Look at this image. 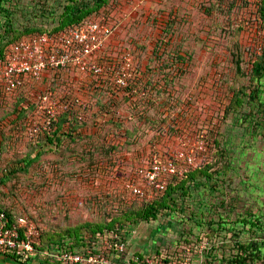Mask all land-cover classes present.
I'll return each mask as SVG.
<instances>
[{
    "label": "rangeland",
    "instance_id": "374dc122",
    "mask_svg": "<svg viewBox=\"0 0 264 264\" xmlns=\"http://www.w3.org/2000/svg\"><path fill=\"white\" fill-rule=\"evenodd\" d=\"M68 2L1 1L7 13L0 10V45L32 26H56ZM107 3L104 12L110 16L113 32L105 43L104 54L116 56L130 51L136 72L142 71L136 74L141 78L139 83L136 80L126 93V88H115L109 79L99 87L96 84L103 80L91 78L100 91L91 95L98 99L96 104L83 100L85 104L76 105L81 116L78 127H87L75 140L76 158L56 167L49 165L58 158V149L47 150L44 132L54 131L55 122H59L39 120L36 102L33 105L24 99L31 105L27 107L29 126L9 131L13 122L7 119L14 114V102L0 98V121L7 122L8 134L0 133V207L12 219L25 217L40 232L43 249L33 252L31 260L43 264L47 258L46 264H60L56 258L62 250L58 242L64 237L71 241L68 233L73 235L74 231L115 220L114 228L118 219L134 208V200L144 201L128 194L122 182L133 175L136 166L149 160L153 150L164 155L181 146L195 145L196 151L201 150L196 154L195 166L198 162V168L210 164L208 172L213 177L196 173L194 180L203 183L194 187V180L189 179L185 183L189 192L184 194L178 189L171 208L161 209L156 218L149 220L134 223L126 219L121 231L126 232L128 250L134 254L159 255L168 264H230L228 258L237 252L235 240L246 242L264 236V231L256 230L258 227L233 224L240 216L258 215L264 221V107L246 101L237 107L233 102L234 93L249 84L256 85L250 71L253 61L263 54L262 2ZM66 71L72 72L71 81L65 77L49 79L54 80L51 86L58 95L77 74L71 69ZM52 73L47 71L45 75ZM31 90V99L36 101L39 89ZM66 95L72 93L67 91ZM259 97L264 99V90ZM32 126L40 129L33 132ZM93 131L96 136L91 138ZM215 140L219 141L218 147ZM92 143L94 148H84ZM42 144L45 147L41 148ZM222 150L226 151L221 158ZM223 161L229 162L228 167ZM51 167L53 177L48 175ZM59 194L67 198L65 205L57 200ZM232 225L237 234L230 231Z\"/></svg>",
    "mask_w": 264,
    "mask_h": 264
},
{
    "label": "built area",
    "instance_id": "2783aa9c",
    "mask_svg": "<svg viewBox=\"0 0 264 264\" xmlns=\"http://www.w3.org/2000/svg\"><path fill=\"white\" fill-rule=\"evenodd\" d=\"M111 22L109 15L92 14L53 33L35 32L20 37L0 57L1 90L12 97L24 90L26 83L36 86L39 89L36 101L32 99L38 105L36 115L41 121L51 122L70 109L73 103L81 105L85 104L83 100H87L72 89V96L58 95L51 83L43 85L41 90L39 85L47 71H53L51 76L54 79L68 75L71 81L69 75L72 72L66 70H73L77 74H73L74 81L68 83L73 88L91 78H100L103 81L99 83L102 84L109 79L115 88H129L138 80L130 51L125 50L116 56L104 54L105 43L113 32ZM66 87L68 85L63 88ZM78 117L81 118L79 114ZM39 129L40 126H32L33 132ZM197 147L181 146L164 155L153 150L149 160L136 166L133 175L122 182V188L132 197L150 201L166 188L173 176L183 177L195 168L196 154L201 151H196ZM123 234L116 228H103L98 238L80 251L61 250L56 258L60 264H168L159 255L131 253ZM38 235V229L25 217L9 222L5 212L0 210V253L10 254L25 264L34 252L33 243Z\"/></svg>",
    "mask_w": 264,
    "mask_h": 264
},
{
    "label": "trees",
    "instance_id": "16d2710c",
    "mask_svg": "<svg viewBox=\"0 0 264 264\" xmlns=\"http://www.w3.org/2000/svg\"><path fill=\"white\" fill-rule=\"evenodd\" d=\"M1 1L0 0V10L1 12H5V14L7 13L6 8H4L1 5ZM71 2H68L64 8L63 11L60 13V20L59 23L52 27V28H46V27H31V28H27L15 35H12V37L10 39H8L4 44L0 45V57L3 56L4 52L6 51V48L12 44L13 42L17 41L19 39V37H23V36H27L29 34L35 33V32H49V33H53L56 32L58 30H62L70 25L76 24L79 21H81L83 18L92 15V14H99V13H103V14H107V12H104V9L106 7L107 0H70ZM261 5H260V13L262 16H264V0H261ZM237 69L238 71L239 69V65L237 64ZM139 73V72H138ZM264 77V48H263V54L262 56H259L255 61H253L252 63V67H251V71H250V79L253 81H256V85H252L249 84V86H247V88L249 87V92H245L246 89L241 88L240 91L236 92L233 94V102L235 104V106H241L245 101L248 105L257 103V105L263 106L264 107V99H260L259 94L261 89L264 90V80L261 81V79ZM138 83L140 81L141 78L138 77ZM133 85V84H132ZM130 85V86H132ZM129 86V87H130ZM126 93L127 91H129L128 87L125 89ZM149 90V89H147ZM150 91V90H149ZM148 91V94H150ZM152 91V89H151ZM150 91V92H151ZM147 92V91H146ZM21 94V91L17 92L16 95ZM147 94V95H148ZM19 96V95H18ZM17 96V97H18ZM16 97V98H17ZM20 98H15L12 99L11 97H8L6 94H4V92L1 90L0 88V98L2 99H6L9 98L11 99V102H14L13 107H14V114H12L13 116H10V119H7V121H12L13 125L9 128V131H13L17 126L18 128H22L24 130H26L29 126V121L31 119V115L28 113V106H31L30 104L34 105V100H30V104L26 103L24 99H28V98H23L22 96H19ZM246 97V99H245ZM8 100V99H7ZM257 101V102H256ZM90 102V100L88 101V103ZM253 102V103H252ZM91 103V102H90ZM92 104V103H91ZM95 103L93 102L92 105H94ZM237 107H234V110H237ZM228 108H230V106H228ZM227 108V109H228ZM91 108H88V110H90ZM27 112H26V111ZM25 111V113H24ZM78 107L76 106L75 103H73V105L71 106L70 109L64 111L60 116H58V118L55 121H60L62 115H72L73 121H77L78 119ZM229 111V109H228ZM24 114V115H23ZM67 120L69 118H66ZM244 120V117H243ZM17 121H20L21 123H16ZM65 121V120H64ZM62 121V122H64ZM2 120L0 121V133L4 136H8L7 133H5V129H6V125L7 122L3 121L1 124ZM52 122H54V120H52ZM4 123V124H3ZM15 123V124H14ZM19 124V125H18ZM71 123L69 122V125ZM59 124L55 122V129ZM56 131V130H55ZM54 131L50 132V131H45L44 134L45 137L49 140H51L53 138V136H55ZM29 138L30 135H28ZM52 137V138H51ZM216 139V138H215ZM215 146L218 147V140H215ZM225 151L226 150H222L219 153V156L222 158L225 155ZM220 158V159H221ZM199 163V162H198ZM197 163V166H195L196 168L194 170L197 169V171H189L185 176L183 177H175L173 176L171 179H169V183L167 184L166 188L159 194H157L155 197H153L150 201H142V202H136L135 200L131 203V205L134 206V208L127 210L128 213H124L125 215L123 216V218H119L118 221V226L114 227V221H112V224L110 223H106L104 226H98L96 228H87L86 230L82 231L80 230L79 232H75L74 234L71 235V233H68L69 238H71V241H66V238H62L58 244L61 246L60 249L62 250H66V249H70V250H77L80 251L81 249H83L84 247H86L90 241L95 240L98 238V234L103 232V228L106 229H115L116 230H122V226L125 224L126 219L130 220L131 222H137L139 220H149V218L153 217L156 218L158 215V212L161 209H166V208H171V205L175 204L176 202V197L174 196L175 192L178 189H181V192L186 194L189 192V186L185 185V183L188 181L189 179H193L195 178L196 173H200V175L205 176L206 178H211L213 177L212 174H210L208 172L209 167L211 166L210 164H207L205 167H199ZM223 164L225 167H228L229 162L228 161H223ZM218 169H216V171H218ZM55 174H53L54 176ZM193 182H195L194 187H196L197 185L202 184L203 182L199 179V180H194ZM63 193V192H62ZM62 194H59V197L57 198V200H63L61 201L62 204L65 205V200L67 199H63V197L61 196ZM0 210H3L7 216V219L9 222H14L17 221L16 219H12L9 215L8 212H6L4 210V208L0 207ZM264 214V213H262ZM225 224V221L224 223ZM233 224H238L244 227L248 226V229H251L253 227H258L256 228V230L260 231H264V221L262 220L261 216L256 215L255 217L251 218L250 216H240V218H238L237 220H235L233 222ZM88 226L90 224H87ZM234 225H232L230 228V231L237 234L236 229L233 228ZM90 227V226H89ZM224 227V225H223ZM242 230H244L245 228H241ZM125 231H123L124 233ZM126 232L123 234V236L125 235ZM34 245V252L36 253H40L42 252L41 250L43 248H41V245L43 246V243L41 241L40 238V232L39 235L37 236L36 240L33 243ZM235 246L237 249V252L235 255H233L232 257L228 258L227 263L230 264H250L253 263L254 261H259L261 260V264H264V236H256L255 238L250 239L249 241L246 242H241L240 240H235ZM31 259H29L30 261ZM49 261L47 258H45V263ZM51 264V263H49Z\"/></svg>",
    "mask_w": 264,
    "mask_h": 264
},
{
    "label": "crops",
    "instance_id": "0c3cea01",
    "mask_svg": "<svg viewBox=\"0 0 264 264\" xmlns=\"http://www.w3.org/2000/svg\"><path fill=\"white\" fill-rule=\"evenodd\" d=\"M139 73L141 75L142 74V71L139 70ZM50 77H51V74H48V75H45L44 74L43 79H42L43 82H40L41 83L40 84L41 87L43 85L47 84V83H52V81H54V80L50 81L49 79H52ZM67 77H68V75L65 76L64 80H67ZM40 85H39V88H40ZM66 85H68V87H66V88L61 87L60 88V94L62 96H65V94L67 93V91H70L71 92L73 90V92L76 93L78 96H80L79 94H84L88 98L81 96L82 98H84V99H86L88 101L90 100V102H91V100H93L95 104L97 103L98 99L97 98L96 99H93L91 97V95L93 93H95V92L98 93L100 91L99 90L100 88L95 87L94 84L89 79H87L86 81L78 84V86L76 88L70 87L69 84H68V82L66 83ZM96 86L102 87V86H105V84H102V83H99L98 82L96 84ZM32 87H36V86H32L31 84H27L26 83L24 90H21V94H18V95L19 96H22L23 98L27 97V95H28L30 97L28 99L29 100H32L31 99V96L33 95V90H31ZM54 87H56V86H54ZM18 95L15 94L14 96H12L13 97L12 99H15ZM19 96L17 98H20ZM91 103L93 104V102H91ZM93 107L94 106H92V108ZM66 118H69V119L67 120ZM71 118H72V115L71 114H69L68 116L65 115V114L62 115L61 120L58 121L59 122L58 123L59 125L55 129L56 131L54 130V132H56L55 133V136H53V138L51 137L52 138L51 140L47 139V143H48V145H47V148L48 149L47 150H49L50 152L51 151L54 152L55 150L58 149L57 152L55 153V154H57L58 158H55V160L53 159L50 162L51 164L49 166H53V165H54L53 167L61 166L62 163H65L68 160H74L76 158V156H75V158L73 157V154L75 153V148H74V144L76 142L75 140L78 139V137L80 135H83L84 134V130L86 131V128L87 127L82 126V125L78 127V124L80 123V120L73 121V119H71ZM62 121H64V122H62ZM69 122L71 123L70 125H69ZM90 129H92V128H90ZM89 133H91V132H89ZM95 136H96V132L93 131L90 137L93 138ZM67 139L69 141H67ZM92 141L93 140H90V143ZM62 146H63V148H62ZM43 147H45V146L42 144V147L41 148H43ZM94 147H95L94 146V143H92L90 145H85L84 148H88L90 150V148H94ZM84 148H82V151H83ZM77 149H79V147H77ZM69 155H71V157ZM77 155H80V154H77ZM77 158L80 159L79 156H77ZM53 167H51V173L50 172L48 173V175H50V176L52 175V169H53ZM52 177H53V175H52ZM48 181H49L48 183L50 184V180H48ZM0 264H22V263L19 262V261H17L10 254H2V253H0ZM25 264H38V263L36 261H34V260H30V261H28Z\"/></svg>",
    "mask_w": 264,
    "mask_h": 264
}]
</instances>
